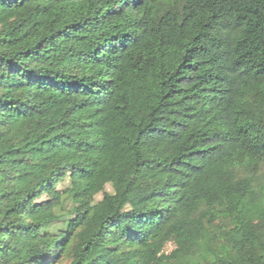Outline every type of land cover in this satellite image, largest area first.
Returning a JSON list of instances; mask_svg holds the SVG:
<instances>
[{"label":"trees","instance_id":"16d2710c","mask_svg":"<svg viewBox=\"0 0 264 264\" xmlns=\"http://www.w3.org/2000/svg\"><path fill=\"white\" fill-rule=\"evenodd\" d=\"M0 264H264V0H0Z\"/></svg>","mask_w":264,"mask_h":264},{"label":"rangeland","instance_id":"374dc122","mask_svg":"<svg viewBox=\"0 0 264 264\" xmlns=\"http://www.w3.org/2000/svg\"><path fill=\"white\" fill-rule=\"evenodd\" d=\"M170 249H172V244H171V243H168V244L166 245V250H170Z\"/></svg>","mask_w":264,"mask_h":264}]
</instances>
